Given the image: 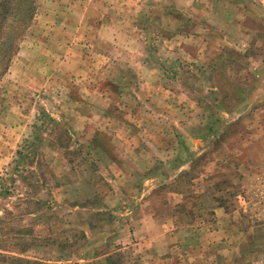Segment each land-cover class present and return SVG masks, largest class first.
Returning <instances> with one entry per match:
<instances>
[{"label": "rangeland", "instance_id": "obj_1", "mask_svg": "<svg viewBox=\"0 0 264 264\" xmlns=\"http://www.w3.org/2000/svg\"><path fill=\"white\" fill-rule=\"evenodd\" d=\"M0 264H264V0H0Z\"/></svg>", "mask_w": 264, "mask_h": 264}, {"label": "trees", "instance_id": "obj_2", "mask_svg": "<svg viewBox=\"0 0 264 264\" xmlns=\"http://www.w3.org/2000/svg\"><path fill=\"white\" fill-rule=\"evenodd\" d=\"M16 6H17V4H15V8L8 7V8L6 9L5 19H7V20H4L5 23H6V24H5V29H6V30L9 29V26H8V20H9V18H11V17H15V16L17 15V9H16ZM30 7H31V5H30ZM18 11L21 12V13L23 14V6H22L21 3L19 4ZM16 32H17V31H16Z\"/></svg>", "mask_w": 264, "mask_h": 264}]
</instances>
